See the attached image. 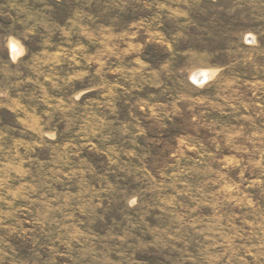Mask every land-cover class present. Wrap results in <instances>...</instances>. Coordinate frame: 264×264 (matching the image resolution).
<instances>
[{"label":"rangeland","instance_id":"374dc122","mask_svg":"<svg viewBox=\"0 0 264 264\" xmlns=\"http://www.w3.org/2000/svg\"><path fill=\"white\" fill-rule=\"evenodd\" d=\"M0 264H264V0H0Z\"/></svg>","mask_w":264,"mask_h":264},{"label":"bare ground","instance_id":"6f19581e","mask_svg":"<svg viewBox=\"0 0 264 264\" xmlns=\"http://www.w3.org/2000/svg\"><path fill=\"white\" fill-rule=\"evenodd\" d=\"M15 41V40H14ZM14 41H11L10 43V49H11V54L12 56H16L18 55L23 49L21 48V46L17 43V42H14ZM200 70V69H199ZM212 72L210 71H207V70H201V71H197L193 74L192 78L195 80V82L197 83H204V82H201V78H206L207 80L212 77Z\"/></svg>","mask_w":264,"mask_h":264},{"label":"water","instance_id":"95a60500","mask_svg":"<svg viewBox=\"0 0 264 264\" xmlns=\"http://www.w3.org/2000/svg\"><path fill=\"white\" fill-rule=\"evenodd\" d=\"M193 80H194V79H193ZM201 80H202L201 82H206V81H207V79H206V78H204V77H203V78H201ZM194 81H195V80H194Z\"/></svg>","mask_w":264,"mask_h":264}]
</instances>
